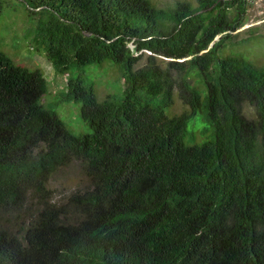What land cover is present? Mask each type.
Instances as JSON below:
<instances>
[{
  "label": "trees",
  "instance_id": "16d2710c",
  "mask_svg": "<svg viewBox=\"0 0 264 264\" xmlns=\"http://www.w3.org/2000/svg\"><path fill=\"white\" fill-rule=\"evenodd\" d=\"M6 8H23L27 41L69 75L63 100L92 132L41 103L40 68L0 51V264H264V66L225 54L248 0ZM106 61L124 88L100 102L76 71ZM176 92L188 109L170 116ZM199 113L208 125L189 143ZM75 161L90 188L56 202L49 182Z\"/></svg>",
  "mask_w": 264,
  "mask_h": 264
},
{
  "label": "rangeland",
  "instance_id": "374dc122",
  "mask_svg": "<svg viewBox=\"0 0 264 264\" xmlns=\"http://www.w3.org/2000/svg\"><path fill=\"white\" fill-rule=\"evenodd\" d=\"M158 7L171 6L177 0H152ZM197 5V0H189ZM249 10L245 26L238 30V37L235 39L236 45L229 47L225 54H230V50L243 53L257 66H264V0H248ZM21 9V10H20ZM6 8L0 13V51H5L19 65L30 69L40 68L48 80L49 91L42 97L41 103L51 110L56 111L64 120L67 126L75 134L91 133L90 126L82 119V104L76 101L63 100V93L67 88L68 76L57 73L46 53L36 49L25 37L24 12L23 8ZM247 39V40H246ZM246 40L245 42H241ZM240 43V44H239ZM142 64L146 63L143 59ZM76 71L83 74L85 82L93 84L97 99L102 102L109 94H121L124 88V81L111 61L93 64ZM205 96V92L203 93ZM188 107L181 101L178 92L175 94V103L167 109L170 116L180 114ZM245 112L253 116L255 107L249 104L244 106ZM202 114L196 117L189 124V134L187 142H191L192 137L204 132L207 121L202 120ZM197 138L201 139L199 135ZM91 185V181L82 170L80 163L75 161L70 166L65 167L50 180L49 188L54 191L56 202L65 203L76 191H85Z\"/></svg>",
  "mask_w": 264,
  "mask_h": 264
},
{
  "label": "water",
  "instance_id": "95a60500",
  "mask_svg": "<svg viewBox=\"0 0 264 264\" xmlns=\"http://www.w3.org/2000/svg\"><path fill=\"white\" fill-rule=\"evenodd\" d=\"M204 11H206V10H201V11H199L198 13H202V12H204Z\"/></svg>",
  "mask_w": 264,
  "mask_h": 264
}]
</instances>
